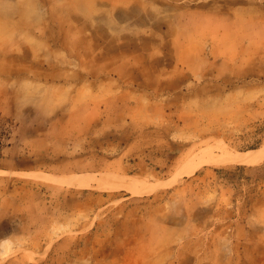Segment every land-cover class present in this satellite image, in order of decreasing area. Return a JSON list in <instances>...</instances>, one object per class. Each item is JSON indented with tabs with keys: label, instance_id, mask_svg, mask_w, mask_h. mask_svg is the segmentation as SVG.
Instances as JSON below:
<instances>
[{
	"label": "rangeland",
	"instance_id": "rangeland-1",
	"mask_svg": "<svg viewBox=\"0 0 264 264\" xmlns=\"http://www.w3.org/2000/svg\"><path fill=\"white\" fill-rule=\"evenodd\" d=\"M263 145L264 0H0V264H264Z\"/></svg>",
	"mask_w": 264,
	"mask_h": 264
},
{
	"label": "bare ground",
	"instance_id": "bare-ground-1",
	"mask_svg": "<svg viewBox=\"0 0 264 264\" xmlns=\"http://www.w3.org/2000/svg\"><path fill=\"white\" fill-rule=\"evenodd\" d=\"M264 156V145L262 148L250 150L246 153L233 154L232 160L237 163H255ZM193 161V160H192Z\"/></svg>",
	"mask_w": 264,
	"mask_h": 264
}]
</instances>
